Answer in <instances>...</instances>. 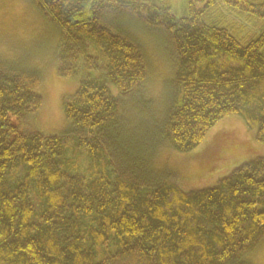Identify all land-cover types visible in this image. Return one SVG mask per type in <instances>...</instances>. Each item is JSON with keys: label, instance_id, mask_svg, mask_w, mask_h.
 <instances>
[{"label": "trees", "instance_id": "1", "mask_svg": "<svg viewBox=\"0 0 264 264\" xmlns=\"http://www.w3.org/2000/svg\"><path fill=\"white\" fill-rule=\"evenodd\" d=\"M57 33L68 129H28L37 69L0 59V264H253L264 241V156L185 192L154 168L237 117L264 144V0H28ZM222 7L256 33H245ZM169 65L145 95L148 46Z\"/></svg>", "mask_w": 264, "mask_h": 264}, {"label": "rangeland", "instance_id": "2", "mask_svg": "<svg viewBox=\"0 0 264 264\" xmlns=\"http://www.w3.org/2000/svg\"><path fill=\"white\" fill-rule=\"evenodd\" d=\"M169 1L177 17L185 14L187 0ZM222 13L237 25H243L245 33L257 32L254 26L245 24L223 7ZM57 42L55 27L43 19L28 0H0V59L39 70L38 92L42 105L27 128L51 135L68 129L61 102L78 87L76 80L57 74ZM146 51L151 72L145 84V95L159 105L170 68L153 46H148ZM258 156H264V144L255 139V130L248 129L237 117H228L213 126L191 152L179 153L166 146L158 152L153 165L156 170L171 174L182 190L191 192L214 187L232 170ZM247 258L253 264H264V241Z\"/></svg>", "mask_w": 264, "mask_h": 264}]
</instances>
